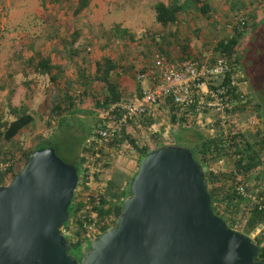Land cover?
Returning a JSON list of instances; mask_svg holds the SVG:
<instances>
[{"label": "rangeland", "instance_id": "obj_1", "mask_svg": "<svg viewBox=\"0 0 264 264\" xmlns=\"http://www.w3.org/2000/svg\"><path fill=\"white\" fill-rule=\"evenodd\" d=\"M154 1L88 0L85 7L73 14L75 0H0V124L14 116L7 106L8 103L32 115V121L12 140L4 141L0 138L1 170L5 163L12 161L21 166L22 153L38 141H60L53 146L57 155L66 161L72 157V147L81 155V146L85 145L91 136L87 134L89 126L103 113L93 102V96L98 94L101 88V83L91 78L94 60L103 56L116 60V69L112 76L117 74L122 77L123 96L128 97L134 93L133 86L137 82L124 75L125 70L121 69L124 64H131L134 70L141 67L146 70L153 54L160 47L167 53L170 51L172 57L176 55L173 43L175 39L171 37L172 42L165 43L157 36L158 33L167 34L168 31L154 20ZM204 1L208 3L205 14L188 4L186 13L180 14L179 20L183 22L177 23L176 27L170 26L169 30L173 31L175 27L181 32L180 35L188 40L191 50L200 58H205L214 55L213 42L223 31L225 18L234 11L246 10L250 13L254 24L243 33L237 47V73L241 77L238 81L243 92L249 97L250 105L248 112H237L236 117H233L234 127L250 138L259 127H264V0H254L252 3L250 0ZM116 25L126 28L132 37L117 31ZM73 29H77L78 33L71 41ZM73 50H76L77 54L70 53ZM82 52L89 55V63L80 64ZM34 55L49 57L52 63L51 73L56 74L54 80L49 78V73H39L34 69L33 61L30 60ZM82 64L88 70L86 80H83L84 85L75 71L77 66ZM145 81L146 79L139 81L137 87H143ZM66 82L70 89L75 87L76 91L85 89L87 92L78 100L79 110L65 114L67 124H60L58 127V117L45 123L52 93ZM254 103H258L257 110L252 106ZM168 106H152L157 114V122L154 125H159L162 130L168 125L161 136L163 142L174 139V128L169 124ZM257 112L261 120L256 115ZM213 119L215 113L210 109L190 113L189 125L183 128L181 134L182 140L188 144L192 143L196 138V130L204 134L213 133L210 124ZM125 131L141 141L142 137L137 134L136 128L128 126ZM106 154L104 159L108 165L101 173V182L110 177L114 182L128 188L126 176H131L137 167V153L132 149V145H128L126 141H122L118 147L107 145ZM213 165L217 166L219 163L214 162ZM66 229L71 230L72 226ZM63 234L69 241L71 234L66 230H63ZM70 243L74 244L71 240ZM84 246L72 245L70 250L80 255Z\"/></svg>", "mask_w": 264, "mask_h": 264}, {"label": "water", "instance_id": "obj_2", "mask_svg": "<svg viewBox=\"0 0 264 264\" xmlns=\"http://www.w3.org/2000/svg\"><path fill=\"white\" fill-rule=\"evenodd\" d=\"M76 183L52 146L29 151L0 184V264H264L250 235L213 211L203 167L184 145L139 159L114 223L79 259L61 230Z\"/></svg>", "mask_w": 264, "mask_h": 264}, {"label": "trees", "instance_id": "obj_3", "mask_svg": "<svg viewBox=\"0 0 264 264\" xmlns=\"http://www.w3.org/2000/svg\"><path fill=\"white\" fill-rule=\"evenodd\" d=\"M87 4L88 0H75L72 13H78ZM188 4L195 6L201 14L207 12L208 3L204 0H155L153 3L154 20L161 28H167L168 31L167 34L158 33L157 36L158 38L163 39L165 43L172 42L171 37L173 40L175 39V42L173 41V43L177 51L175 55L177 60L188 56H194L195 58L201 59L196 52L191 50L188 40L180 35L181 32L175 29L176 24L182 21L179 20L180 14L186 13L185 10L188 7ZM174 22L175 27H173V31H170L169 27L172 26ZM253 24L254 23L251 22L246 26L244 25L240 30L234 29L230 37L226 38L225 41L219 39L212 47L213 54H223L227 59L228 65L223 74L218 77L207 78L206 82L209 88H215L218 85H227L228 97L225 99V111L228 115L234 117L237 112L249 111V97H247L246 94L241 96L237 87L238 84L236 86L229 85V81L234 74L237 73L239 58L237 47L240 43V39L243 33ZM115 29L121 33H127L130 38L132 37L131 33L127 32L126 28H119L118 25H116ZM77 33V29L72 30L71 41L74 40ZM179 35L181 37H179ZM157 50L163 53L167 58L173 59L172 56H169V52L167 53L163 48L160 47ZM70 53L77 54L76 50H73V52ZM214 55H210L209 58L211 59ZM30 60L33 61L34 69L39 73H49V78L54 80L56 74L51 73L52 63H50L48 56L35 57L34 55L30 57ZM89 61V55L82 52L79 61L80 64L81 62L89 63ZM93 62L94 69L91 78L101 83V88L99 89L98 94L93 96V102L97 108L106 110L110 103L117 101L121 97H126V95L123 96L124 88L121 83L122 77L117 74L114 75V77L112 76L117 64L114 58L103 56ZM54 66L57 67L56 64ZM121 69L125 70L124 75L130 76L131 79H135L137 83L139 82L135 78L137 70H134L131 64L126 63ZM138 70L143 71L145 68L141 67ZM75 71L84 85L85 83L83 80H86V75L88 74L87 68L82 64V66H77ZM130 77H128V80ZM137 83H134V92L140 94L141 87H137ZM131 84L133 85L132 82ZM69 86L70 85L66 82L65 84L60 85V87L56 89V92L52 93V96L49 99L50 107L47 111L45 123L58 117V127L60 124H67L65 114H72L79 110L78 100H80L87 92L85 89L76 91L74 90L75 87L74 89H70ZM156 104L159 108L165 104L169 105V124L175 129L172 133L174 138L172 141L163 142L161 140L162 129H159L161 128L159 125H154L155 122H157V114L154 112V108L151 107L148 108L145 113L139 115V117H134L132 121L129 120L126 123L119 125L116 128L115 134L110 136L107 144L118 147L122 141H126L128 145H132L137 153V163L148 150L162 143L180 144L188 147L193 159L199 162L203 167L206 189L210 194L213 211L220 215L230 227H234L247 234L256 230L250 237L258 245L256 258L264 261V134L257 130L253 136L249 138L241 130L235 128L234 123H232L227 134L223 135L219 130L216 119H213L212 123H210L213 133L204 134L201 131L196 130L195 140L188 144L182 140L183 137L181 134L183 133V128L185 126L187 127L190 113H194L200 109L207 111V109L204 107H197V103L193 101L178 113L172 106L169 97H166V99ZM7 106L10 107L14 116L0 124V138L4 141L12 140L32 121V115L22 108L19 110V108L14 107L9 103ZM252 106L256 110L258 109V103H254ZM113 111L115 112L114 115L116 118L118 111ZM256 115L261 120L259 112H257ZM108 120L109 119L106 115L95 118L92 126H89L90 130L88 129L87 134H90V137H92L95 134V129L103 126L105 121ZM262 120H264L263 117ZM128 126L136 128L137 134L142 137L141 141H138V137L125 131V128ZM59 142L58 140L36 142L32 148L22 153L20 159V163H22L21 166L26 161L27 155L31 149L50 145L55 151L53 145H56ZM186 144H188V146ZM90 146L89 143L82 145L80 148V151H82L81 153H90L92 151ZM74 150L72 147V157L69 161L61 159L65 162L71 163L76 168L78 174L81 167V160L84 156L78 155ZM99 153L103 157L107 155L106 149L103 148H99ZM217 159H223L226 163L225 167L213 165ZM107 165L108 163L106 162V159H104L101 163L102 168L98 170V176H100V178L101 173L105 171ZM21 166L16 163L14 164V161H12L8 163L4 169H0V184H5L6 181L10 180V178L20 170ZM131 176H126L127 183H129L128 179L129 177L131 178ZM237 182H240L246 191H253L257 196H260L263 205L257 206L256 203L249 205L248 198L236 192L234 185ZM97 187L98 190H96L95 194L90 197L91 205L96 209L98 214L97 232L95 234H98L114 223L115 218L120 211L122 199L129 193L127 187L124 185L122 186L121 183L114 182V179L110 177L104 179L103 185H97ZM75 198L76 194L74 190L67 206L69 217L63 222V228L69 227V219L73 217L75 211L82 204L80 199ZM70 244L76 246L79 245V243ZM87 245L88 244H85L84 249ZM79 254L81 255V252Z\"/></svg>", "mask_w": 264, "mask_h": 264}, {"label": "built area", "instance_id": "obj_4", "mask_svg": "<svg viewBox=\"0 0 264 264\" xmlns=\"http://www.w3.org/2000/svg\"><path fill=\"white\" fill-rule=\"evenodd\" d=\"M252 21L251 15L246 10L234 11L229 14L223 22V31L216 37L213 45L219 39L225 41L232 35L234 29L240 30ZM172 26H175V22ZM227 65V59L223 54L214 55L211 59L209 57L199 59L188 56L177 60L176 58L169 59L156 50L148 68L143 71H136V80L147 79L148 84L140 88V94L134 92L128 97H121L110 103L106 110H103L101 116L106 115L109 120L105 121L103 126L96 128L95 134L88 139L87 143L91 145L92 151L81 153L84 158L81 160V167L77 174L75 199H80L82 204L75 211L73 217L69 219V226H72V229L61 228L62 232L66 230L71 234V242L85 245L96 235L98 214L91 205L90 197L98 190L97 185H103L102 178L98 176V170L102 168L101 163L104 161V157L99 153V148L106 149L110 136L115 134L119 125L129 120L132 121L134 117H139L148 108L169 97L172 106L178 113L193 101L197 103V107L212 110L215 113L221 134H227L229 127L234 123V116L228 115L225 111V99L228 97L227 85L209 88L206 82L207 78L218 77L223 74ZM239 79L240 74H234L229 85L236 86L238 84L239 94L242 96L245 93L240 87ZM113 110L118 111L116 118ZM259 131L264 134V127H259ZM132 149L134 148L132 147ZM7 164L5 163L2 169ZM234 188L237 193L248 198L249 205L255 203L257 206L263 205L261 197L253 191H246L240 182H237Z\"/></svg>", "mask_w": 264, "mask_h": 264}, {"label": "crops", "instance_id": "obj_5", "mask_svg": "<svg viewBox=\"0 0 264 264\" xmlns=\"http://www.w3.org/2000/svg\"><path fill=\"white\" fill-rule=\"evenodd\" d=\"M253 1H254V0H250L251 3H252ZM254 2H255V1H254ZM56 10H57V8H56ZM60 10H61V9H60ZM58 11H59V10H58ZM61 11H62V10H61ZM169 56H171V52H170V51H169ZM172 58H175V55H174ZM147 81H148V80L146 79V81H145L146 83H145L144 87L148 84ZM164 127H165V126H164ZM166 127H168V125H167ZM166 127H165V128H166ZM165 128H164V129H165ZM159 129H161V128H159ZM164 129L162 130V135H163V131H164ZM174 130H175V129H174ZM249 132H250V131H249ZM216 162L219 163V165H217L218 167H225V165H226V163H225V161H224L223 159H217ZM220 163H221V164H220Z\"/></svg>", "mask_w": 264, "mask_h": 264}, {"label": "flooded vegetation", "instance_id": "obj_6", "mask_svg": "<svg viewBox=\"0 0 264 264\" xmlns=\"http://www.w3.org/2000/svg\"><path fill=\"white\" fill-rule=\"evenodd\" d=\"M72 245H70V247H71ZM70 251V253L72 254V255H74L77 259H79V257H80V255H78L77 253H74V252H72L71 250H69Z\"/></svg>", "mask_w": 264, "mask_h": 264}, {"label": "clouds", "instance_id": "obj_7", "mask_svg": "<svg viewBox=\"0 0 264 264\" xmlns=\"http://www.w3.org/2000/svg\"><path fill=\"white\" fill-rule=\"evenodd\" d=\"M74 191V190H73Z\"/></svg>", "mask_w": 264, "mask_h": 264}]
</instances>
